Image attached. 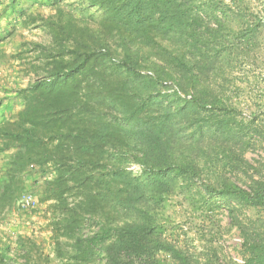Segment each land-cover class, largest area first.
<instances>
[{
    "label": "trees",
    "instance_id": "1",
    "mask_svg": "<svg viewBox=\"0 0 264 264\" xmlns=\"http://www.w3.org/2000/svg\"><path fill=\"white\" fill-rule=\"evenodd\" d=\"M251 4L0 0V264H237L222 209L264 264V166L246 156L264 111L243 116L236 82L263 56ZM15 209L44 230L7 232Z\"/></svg>",
    "mask_w": 264,
    "mask_h": 264
},
{
    "label": "rangeland",
    "instance_id": "2",
    "mask_svg": "<svg viewBox=\"0 0 264 264\" xmlns=\"http://www.w3.org/2000/svg\"><path fill=\"white\" fill-rule=\"evenodd\" d=\"M251 9L260 14L261 12H264L263 3L260 1L257 4L253 3L251 4ZM32 34L36 35V37L39 36L38 32ZM260 49L263 56L262 60H260V64L256 66L254 73L249 74L250 78L242 77L241 79L236 80L239 89L238 94L240 95L238 97V103L244 117H248L252 110L259 109L258 107L264 111V40L261 43ZM9 76L12 77L13 74L7 71L0 72V98L2 96L4 97V90L9 89L12 86L7 84V77ZM11 82L14 81L11 80ZM12 102L15 103V109L18 110V103L15 100H12ZM246 156L253 165L263 167L264 145L260 146L256 151L248 152ZM222 211L223 209L217 213V217L220 220L222 227V233L217 241L223 249L224 256L229 260H233V256L242 257L241 254H239L242 246L236 241L238 236L240 237L241 235L236 228L232 227L230 217H226ZM20 213V211L15 209V213L11 215L9 222L6 225H3L7 232L28 233L31 229L44 230L45 222L41 216L38 214L27 215L26 213ZM178 216L177 221L182 228L188 230V237L195 238V226L192 224V221L188 216L184 217L183 214ZM42 235L47 237L48 233L43 231ZM193 246L200 247L198 241H194Z\"/></svg>",
    "mask_w": 264,
    "mask_h": 264
},
{
    "label": "built area",
    "instance_id": "3",
    "mask_svg": "<svg viewBox=\"0 0 264 264\" xmlns=\"http://www.w3.org/2000/svg\"><path fill=\"white\" fill-rule=\"evenodd\" d=\"M252 1H253L254 4H257V3H259V1H260V2L263 3V6H264V0H259V1H257V0H252ZM164 84H165V86L167 87L168 92H173V91L175 90V87H174L171 83L166 82V83H164ZM132 169L135 170V171H138V170H139V167H138V166H133ZM35 206H36L35 200H34L33 197L30 196V195H24V196L22 197V199L19 201V207H20L22 210L33 209ZM222 212H223V214H224L226 217L229 216V213H228V211H227L226 209H223ZM236 241H237L238 243H240V246H242V244H243V239H242L241 236H240V237L238 236V238L236 239ZM233 260H234V262L237 263V264H244V259H243L242 257H235V256H233Z\"/></svg>",
    "mask_w": 264,
    "mask_h": 264
}]
</instances>
